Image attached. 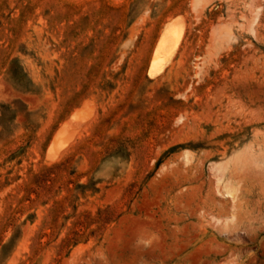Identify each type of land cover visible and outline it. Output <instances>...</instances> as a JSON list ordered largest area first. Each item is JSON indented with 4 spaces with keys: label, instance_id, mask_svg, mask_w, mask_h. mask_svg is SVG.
<instances>
[{
    "label": "rangeland",
    "instance_id": "rangeland-1",
    "mask_svg": "<svg viewBox=\"0 0 264 264\" xmlns=\"http://www.w3.org/2000/svg\"><path fill=\"white\" fill-rule=\"evenodd\" d=\"M0 264H264V0H0Z\"/></svg>",
    "mask_w": 264,
    "mask_h": 264
},
{
    "label": "bare ground",
    "instance_id": "bare-ground-1",
    "mask_svg": "<svg viewBox=\"0 0 264 264\" xmlns=\"http://www.w3.org/2000/svg\"><path fill=\"white\" fill-rule=\"evenodd\" d=\"M184 34H185V24L182 18L172 19L164 24L154 44L152 55H151L149 71L152 75H155L157 72H160L159 70H161V68L164 65H166L168 62L171 61L179 45L182 42ZM69 138L70 136L66 134L59 135L58 138H55V140H53L54 142H53L52 149L56 151V149H58L64 143H66V141ZM216 169L220 170V165L216 166ZM229 188L230 187L226 188V190H228ZM232 190L233 189H231L230 191L232 192ZM225 194H230V193L229 191H226L224 192V195Z\"/></svg>",
    "mask_w": 264,
    "mask_h": 264
}]
</instances>
